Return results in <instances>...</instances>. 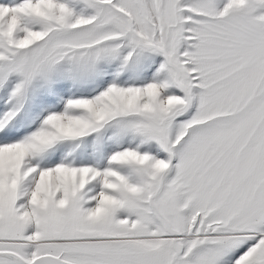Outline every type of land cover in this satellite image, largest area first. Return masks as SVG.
Wrapping results in <instances>:
<instances>
[{
  "label": "rangeland",
  "instance_id": "374dc122",
  "mask_svg": "<svg viewBox=\"0 0 264 264\" xmlns=\"http://www.w3.org/2000/svg\"><path fill=\"white\" fill-rule=\"evenodd\" d=\"M0 264H264V0H0Z\"/></svg>",
  "mask_w": 264,
  "mask_h": 264
},
{
  "label": "bare ground",
  "instance_id": "6f19581e",
  "mask_svg": "<svg viewBox=\"0 0 264 264\" xmlns=\"http://www.w3.org/2000/svg\"><path fill=\"white\" fill-rule=\"evenodd\" d=\"M7 150H10L9 148H6L4 150H2L3 152L7 151ZM12 150V149H11ZM14 152V151H13ZM11 153V152H10ZM15 154V153H14ZM16 155V154H15ZM7 157V156H6ZM197 218L195 219H192L190 222H189V230L191 231H194L195 227L197 226Z\"/></svg>",
  "mask_w": 264,
  "mask_h": 264
},
{
  "label": "water",
  "instance_id": "95a60500",
  "mask_svg": "<svg viewBox=\"0 0 264 264\" xmlns=\"http://www.w3.org/2000/svg\"><path fill=\"white\" fill-rule=\"evenodd\" d=\"M123 240V239H121ZM124 240H132V238L129 239H124ZM107 241H118V239H111V240H107ZM70 242V241H69ZM78 242V241H77ZM79 242H90V240H86V241H79Z\"/></svg>",
  "mask_w": 264,
  "mask_h": 264
}]
</instances>
